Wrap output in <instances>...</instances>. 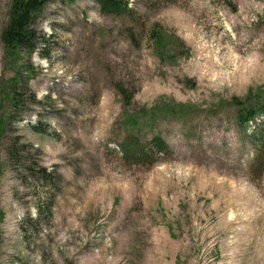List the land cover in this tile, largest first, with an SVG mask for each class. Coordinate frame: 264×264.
I'll list each match as a JSON object with an SVG mask.
<instances>
[{
    "label": "rangeland",
    "instance_id": "1",
    "mask_svg": "<svg viewBox=\"0 0 264 264\" xmlns=\"http://www.w3.org/2000/svg\"><path fill=\"white\" fill-rule=\"evenodd\" d=\"M124 1H49L30 52L0 0V264H264V116L233 104L264 89V0ZM172 102L148 133L173 153L125 159V111Z\"/></svg>",
    "mask_w": 264,
    "mask_h": 264
},
{
    "label": "trees",
    "instance_id": "2",
    "mask_svg": "<svg viewBox=\"0 0 264 264\" xmlns=\"http://www.w3.org/2000/svg\"><path fill=\"white\" fill-rule=\"evenodd\" d=\"M51 0H13L9 12V20L2 32V38L9 51L27 48L30 52L35 50L37 33L32 24L39 11ZM73 1V0H70ZM99 3L104 14L115 16H129L131 12L128 3L124 0H95ZM156 49L160 56L165 48V34L155 29ZM116 88L123 98L125 106H130L133 92L122 82H116ZM250 95L244 99H234L233 104L237 109V120L242 126H248L259 117L264 116V89L255 92L251 90ZM182 115L184 106L182 104L170 103L152 111L140 108L135 113L125 111L124 124L127 134L119 143L120 150L125 159H131L135 164H151L167 156L173 151L164 137L159 133H148L160 115ZM0 125V130H1ZM264 125L260 135L255 139L259 147L255 163L261 165L264 170ZM260 136V137H259Z\"/></svg>",
    "mask_w": 264,
    "mask_h": 264
},
{
    "label": "bare ground",
    "instance_id": "3",
    "mask_svg": "<svg viewBox=\"0 0 264 264\" xmlns=\"http://www.w3.org/2000/svg\"><path fill=\"white\" fill-rule=\"evenodd\" d=\"M246 241V240H245ZM252 256V255H251Z\"/></svg>",
    "mask_w": 264,
    "mask_h": 264
}]
</instances>
